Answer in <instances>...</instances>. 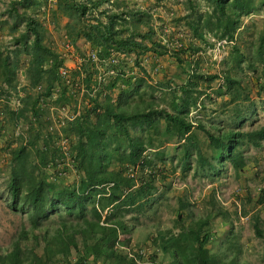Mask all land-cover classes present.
<instances>
[{
	"label": "trees",
	"instance_id": "trees-1",
	"mask_svg": "<svg viewBox=\"0 0 264 264\" xmlns=\"http://www.w3.org/2000/svg\"><path fill=\"white\" fill-rule=\"evenodd\" d=\"M91 1L93 7L103 2ZM204 1L207 6L200 9L197 2L189 0L190 11L182 17L193 34L207 44L212 43L209 36L216 40H232L245 15L264 10V0ZM55 4L53 12L67 15L70 29L78 27L76 25H80L81 19L91 8L85 0H56ZM106 16L105 21L97 16V22H83L79 27L86 40L100 45V53H108L112 45L137 55L148 49L155 50V47L145 42L148 38L154 41V28L147 22L150 12L128 7L122 11L113 10ZM125 17L129 19L133 30L123 36L118 34L120 31L116 30L115 24L117 19ZM145 24L147 29L142 30L141 26ZM26 25L27 32L33 35L28 46V80L31 86H35L43 79L46 83L45 94L48 95L61 59L44 42V27L37 19L27 17ZM199 47L187 45L191 52ZM136 49H139L138 52H135ZM236 52L237 49L233 48L232 56L235 62L240 63L243 57L237 56ZM255 52L262 64V76L264 26ZM175 57L183 65L184 60L179 52H175ZM135 59L138 63L137 56ZM247 64L257 72L253 58L250 57ZM2 67L5 71L4 81L11 84L16 65L11 64L7 56ZM142 70V75L133 77L123 73L116 79L112 78L105 86L107 92L99 90L96 96L89 99L91 106L85 113L67 120L63 130L73 132L76 138L70 143L66 154L57 144L50 143L49 138L46 146L37 148L36 163L25 145L12 149L10 204L13 209L27 214L30 231L23 226L18 237L10 244L0 245V264H138L134 258L127 257L119 245H130L134 228L142 221L141 216L150 209H156L154 202L159 190L158 179L164 173L157 171L155 159L157 154L161 158L166 157L162 145L165 137L171 134L183 145L181 166L184 170L195 154L198 167L214 174L220 171V165L225 161L230 163L235 173L243 171L247 164L244 147H257L264 141V124L247 130L240 129L248 115L239 107L234 110L236 127L239 129L223 130L202 118L189 117L191 106L198 104V95L193 93L206 94L205 90L200 89L197 78L207 82L218 78L219 86L224 84L227 91L243 101L248 99L249 91L243 87L242 77L229 70L197 72L195 65L183 69L187 73V81L179 86L181 100L173 102L174 109H166L152 97H144L151 84L145 69ZM261 76L256 74L258 80ZM119 79L120 89L114 98L113 89ZM261 88L264 89V86L258 88V93ZM37 98L32 97L30 101L35 113H38L35 108ZM162 120L165 122L163 131L160 130ZM132 130L136 133L133 134ZM195 130L207 136L212 151L209 156L203 154L194 136ZM161 134H164L163 139ZM122 137L125 139L124 144ZM155 137L159 146L155 152L147 153L148 145L153 144ZM68 160L80 174L76 182L64 184L57 172L59 169H68ZM50 162L54 164L55 172L48 175L45 170L39 169V165H48ZM113 163L116 165L112 166ZM194 203L186 192H181L175 203L173 226L158 229L151 240L136 245H153L151 257L157 258L161 264H249L241 260L239 233L234 231L229 210L211 203L205 215L196 214L192 208ZM52 213H58L57 220L45 223L44 220ZM212 220L228 224L219 237L217 251H211L208 246L216 235L217 224L214 229L211 228ZM253 226L256 235L264 241V230L259 223L256 221ZM21 239L25 242L22 243Z\"/></svg>",
	"mask_w": 264,
	"mask_h": 264
},
{
	"label": "rangeland",
	"instance_id": "rangeland-1",
	"mask_svg": "<svg viewBox=\"0 0 264 264\" xmlns=\"http://www.w3.org/2000/svg\"><path fill=\"white\" fill-rule=\"evenodd\" d=\"M85 1L88 2L91 8L81 19L83 21L80 25L77 24L78 27L70 29L67 25L70 18L62 12H53L56 0H0V245L10 244L18 237L19 230L23 226L30 231L27 214L21 210L13 209L10 204L9 180L11 177L12 149L25 145L29 155L33 158V162L36 163L37 148H43L48 141L60 146L61 143L59 142L63 137H66L68 141L70 140L69 134L64 131L60 133L64 123V113H57L56 109H52L53 118L48 112L51 110L49 106L52 105L54 98H58L61 92L64 93L68 90L66 87L68 84L59 73L61 66L71 68V82L69 83L71 86L69 90L76 87V82H78L84 84L90 90L96 87L95 92L100 90L102 93L107 92L105 86L112 78L116 79L123 73L128 74V76L137 75V73L142 75L144 73L142 68H144L147 79L151 84L145 91L144 97H152L159 106L166 109H174L173 102L181 100L179 86L187 81V73L185 74L182 71V75H179L180 71L178 70L189 69L195 65L197 72L203 71V65L199 66L196 62L192 65L193 52H189L187 48L189 43L188 26L186 19L182 16L190 11L189 0H129V5L124 3L122 8L116 6L115 0H103L98 7H93L91 0ZM194 2L198 3L200 9H205L207 6L204 0H194ZM128 7L141 8L150 12L147 22L154 28V41L148 38L145 42L155 47V50L148 49L137 55V53H128L127 50L112 45L109 47L108 53H100V45L85 40V36L79 31V27L83 22L95 23L97 22L95 18L97 16L105 21L107 20V13L113 10H126ZM30 16L42 24L44 27V42L61 59V63L56 69V78L50 90L51 92L48 95L45 94L46 83L43 79L37 85L31 86L27 76V66L30 59L28 46L33 38V35L28 33L26 28V19ZM126 17L117 19L115 24L116 30L120 31L118 34L123 36L133 30L132 24ZM252 18L251 27L248 30L250 32L246 33L244 40H246L245 45L248 46L246 48L247 55L255 60L257 72L254 70L252 80L244 79L243 82V87L248 89L253 96L252 100L243 99L242 102V105L246 106L247 113H249L247 121L242 125L244 128H256L264 124V89L261 88L260 93H257V89L261 85L264 86V75L261 76L262 64L256 57L255 52L258 37L264 26V10L255 11ZM146 24L141 26L142 30L147 29ZM209 40L212 43L216 42V38L213 36H209ZM67 43L70 44L67 46ZM212 43H205L204 47L207 48L208 45L214 49L215 57L212 53L207 54L212 56V60H215L212 63H215L216 60L220 59L219 56L222 53L219 52L220 48ZM92 50L106 57H109L113 50H117L119 53L115 52V56L119 59L115 63L108 61V63L103 62L96 65L94 61L89 59ZM138 50L136 49L135 52H138ZM122 51L125 53H122ZM176 51L183 58V65H177ZM198 54L202 53L199 52ZM7 56L11 64L16 65L11 84L4 81L5 71L2 62ZM136 56L138 63L135 61ZM208 66L209 69L215 68L216 63ZM109 68H113L114 73L107 75ZM209 69L206 65V70ZM100 74H105L102 81L98 80ZM240 74L244 75L245 73L241 71ZM256 74L261 76L259 80L255 77ZM197 80L200 89L209 90L212 96L195 91L193 94L198 95V104L191 106L189 117H193L198 113L207 119L206 113L209 115L214 111L212 108H221L224 102L223 92L220 90L219 80H213L212 82L200 78H197ZM119 85L120 79L113 89L114 98L119 92ZM66 95L71 101L76 99L68 92ZM32 97H38L35 105L38 113H35L30 102ZM210 103L213 105H209ZM233 106L226 107L229 110L228 112L219 111L220 114L218 115L216 113L214 115L216 116L215 122H217V118L221 122L228 121ZM221 114L223 115L221 116ZM164 129L165 122L162 120L160 130L163 131ZM132 133L136 132L132 130ZM141 134L144 135V133ZM163 136L164 134H161V139H163ZM194 136L200 143L201 150L204 148V152L207 151L209 147L207 136L199 130L194 131ZM47 138L49 139L46 142ZM121 140L124 144L125 139L122 137ZM165 142L163 143V149L166 157L161 158L157 154V160L155 159L157 171L164 173V175H160L163 177L158 179L159 190L154 202L156 209H150L141 216V226L150 225V233L153 232L151 236L160 224L165 228L172 227L176 218L175 203L177 196L181 192H186L187 197L195 202L192 208L196 214L205 215L207 210H210L211 203L219 204L229 210L234 231L239 233L238 240L242 248L241 260L249 262V264H264V241L256 235L253 226L257 221L264 230V142L258 147L253 145L244 147L249 164L238 174L234 172L228 161L220 165L218 173L214 174L209 170L203 171L198 167L195 154L191 156L190 164L184 170L181 166L184 157L183 145L171 134L165 137ZM152 143L148 145L149 150L147 153L155 152L159 146L156 137ZM67 144L69 151L70 143ZM115 165L113 163L112 166ZM39 169L45 170L44 172L48 175L50 173L46 163L40 164ZM74 173L72 165H68V169L63 170V173L60 174L61 182L64 184L69 183V178H72L69 176L71 174L73 176ZM48 179L50 180V177ZM57 218L58 213H52L44 222H53ZM211 223V228L214 229L217 224L216 230H219L220 234L223 232L220 229L219 222L212 220ZM21 242L24 243L25 241L21 239ZM138 242L139 244L145 243L144 239ZM148 246L152 247L153 245L148 244ZM38 249L40 251L41 247L39 246ZM159 257L162 258V254Z\"/></svg>",
	"mask_w": 264,
	"mask_h": 264
},
{
	"label": "crops",
	"instance_id": "crops-1",
	"mask_svg": "<svg viewBox=\"0 0 264 264\" xmlns=\"http://www.w3.org/2000/svg\"><path fill=\"white\" fill-rule=\"evenodd\" d=\"M112 1H114V0H112ZM115 1H116V6L119 7V8H122L123 5H124V3H126L127 5H129L128 4V1L129 0H115ZM254 15H255V12H251V13H249V14H247V15H245L243 17V19L241 21V24H240V26L237 29V32L235 34V37L232 40H226V39L216 40V42L214 43V45H217L220 48L219 49V52H221L224 56L222 54H220V56H219L220 59L219 60H216V62H215L216 63L215 68H211L210 67L211 69H209V66L208 65H210V64L215 65V63H212V61H215V60H212V56H208L207 53H210V54L212 53L213 54V57H215L216 53H215L214 49L213 48H210L208 45H207V48L204 47L205 43L202 42L198 37H196L193 34L191 28L187 27V36H188V41H189L188 44L189 45L192 44V46H197V45L199 46L200 45V47L198 49L192 51L193 52V54H192L193 55L192 56V65L195 62L197 64H199V66L200 65H203V71L202 72H204V73L224 72L226 70H229L232 73H234V74L242 77V79H243L242 80V84L245 81L244 79L249 80V81L252 80V78H253V75L252 74L254 73V69L252 68V66H248V64H247L248 63V60L250 59V57H248V55H247L246 48H248V46L245 45V41L246 40H244V38L246 36V33L247 32H250L248 30L251 27L250 26V23L252 22L251 20L253 19L252 17ZM254 41H255V38H254ZM233 48H236L237 49V52H236L237 56L243 57V59L240 61V63L235 62L234 57L232 56L233 55V53H232ZM189 52H191V51H189ZM199 52L202 53V54H198ZM177 65H180V64L178 63ZM206 65H207V67H208L209 70H206ZM178 71L181 72V73L179 72V75L180 74L182 75V73H183L182 72V69L181 70H178ZM241 71H244L245 74L244 75H241L240 74ZM127 75L128 74H126V76ZM137 75H139V73H137ZM137 75L135 74V75H130V76H133L134 77V76H137ZM255 77H256V75H255ZM215 80H219V82H220V79H218V78L215 79ZM220 90L223 92L222 93V96H224V102L222 103L221 108H215V107L212 108V110H214V111H212L209 115L206 113L207 119H206L205 116H203L202 114H198V113L195 114L194 116L195 117H198V118H202L205 122H207V123H209L211 125H218L223 130H226V129L228 130L229 127L230 128H234V129H237V128L239 129V127H236L237 118H236V114H235V111L234 110L237 107L242 108V112L244 114H247L249 116V114L247 113V109H245L246 106H243L242 105V102L243 101H242L241 98H235V96H234V94L232 92L227 91V89L224 86V84H222L220 86ZM205 92H206L207 95L212 96V93L209 90H206ZM257 93H258V91H257ZM59 97L58 98H54V101H53L52 105L50 104V106H49L51 110H49L48 112H50V115L53 116V118H54V113H53V110L52 109H56L55 111L57 113L58 112H61V113H64L65 116H67V117L64 118V123H63V126L61 127V130H60V133H61V132L64 131L63 130V127L64 126L65 127L67 126L66 125L67 120L68 119H72V118L69 117L71 114H76V115L77 114H81V113L83 114L88 109V107H90L91 105H90L89 100H87L85 97L80 102H77L76 99H73V101L69 100L70 98L67 95H65L64 93H61V95H59ZM78 98L80 99L79 96H78ZM248 99L249 100H252L253 99V96H252V94L250 92H249ZM228 102H232V103H228ZM209 105H213V104L210 103ZM231 105H234V106L232 107L231 112L229 114V118H228V121L229 122L228 121H226V122H224V121H222V122L221 121H218V118H217V122H215L216 116H214V115H216V113H217V115L220 114L219 111H222L223 113L224 112H228L229 110L226 107L227 106L229 107ZM222 115L223 114H221V116ZM208 118H210V119H208ZM240 129L247 130L248 128H244V127L241 126ZM64 132L67 133V134H69V136H70L69 137L70 140L68 141V143H72V142L75 141L76 136H75V134L73 132H71V131L70 132L64 131ZM196 140H197V138H196ZM201 141H203V140L201 139ZM162 142L163 143H166L165 140H163ZM197 142H198V140H197ZM263 142L264 141H262V144H263ZM199 145H200V143H199ZM59 147H61V145ZM202 148H203V146H202ZM209 148H210V146L208 147L207 151H205V152H204V148L202 149V152H203V154L205 156H209L211 154L212 151ZM245 156H246V159L248 161V158H247V155L246 154H245ZM70 164L71 163L68 160L67 161V165L71 166L72 164L71 165ZM248 164H249V162H247L246 165H248ZM229 165H230V163H229ZM73 171H75V173L73 174V176H72V174H71V176H69V177H72L71 179L69 178V183L76 182V180L78 178V175L80 174V173L76 172V170L74 168H73ZM240 172L241 171H239L238 173H240ZM68 175H70V174H68ZM219 223L221 225L220 229L223 230V232L220 234L219 230L218 231L216 230V235L208 243V246L211 249V251H217L218 250V247H219V245H218L219 237L224 233V230L228 226V224L226 222L221 221ZM141 225H142V223L140 225H137L134 228V231L132 233L131 244H136V243L139 244L138 241L141 240V239H144V241L146 243L148 240H151L153 238V236H155V234H157L156 232H157L158 229L164 227L161 224H160V226H157V230L154 232L153 236H151L153 232L150 233V229H151L150 228V225H145V227L144 226H141ZM154 226H155V224H154ZM139 233H140V236H139Z\"/></svg>",
	"mask_w": 264,
	"mask_h": 264
},
{
	"label": "built area",
	"instance_id": "built-area-1",
	"mask_svg": "<svg viewBox=\"0 0 264 264\" xmlns=\"http://www.w3.org/2000/svg\"><path fill=\"white\" fill-rule=\"evenodd\" d=\"M70 43H67V46L69 45ZM115 52H118L119 51H112L111 55L109 57H106V56H102L99 54V52H96L94 50H92L89 54V59H91L92 61H94L97 64H101L103 62L105 63H108V61L110 63H115L118 61V57L115 56ZM122 53H125L124 51H122ZM59 73L63 76L65 82L68 84L66 85L67 87V92L68 94H71L73 95L77 102H80L84 97L89 100L91 97H94L96 96V90L97 88L94 87L92 90L88 89L86 86H84V84L82 83H78L76 82V87H74L73 89L69 90L70 88V82H71V68L67 67V66H61L59 68ZM114 73V69L113 68H109L107 70V75L108 74H113ZM105 78V74H100L98 75V80L99 81H102L104 80ZM86 91V93H85ZM78 96L80 97V99L78 98ZM76 116V114H71L69 117L70 118H74ZM67 117V116H65ZM60 143H61V147L64 151V153L66 154L68 152V139L66 137H63L60 139ZM47 169L49 170L50 173H54V164H52L51 162L48 163L47 165ZM58 174H62L63 173V169H59ZM119 248H121L127 257H131V258H134L136 260V262L138 264H161L159 262V260L157 258H152L151 255H152V252H153V246L152 247H149L147 244L145 245H136V244H130L128 246H125V245H119Z\"/></svg>",
	"mask_w": 264,
	"mask_h": 264
}]
</instances>
